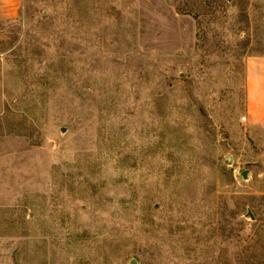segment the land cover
Instances as JSON below:
<instances>
[{
    "label": "rangeland",
    "instance_id": "rangeland-1",
    "mask_svg": "<svg viewBox=\"0 0 264 264\" xmlns=\"http://www.w3.org/2000/svg\"><path fill=\"white\" fill-rule=\"evenodd\" d=\"M180 1L0 20V264H264V0Z\"/></svg>",
    "mask_w": 264,
    "mask_h": 264
},
{
    "label": "crops",
    "instance_id": "crops-1",
    "mask_svg": "<svg viewBox=\"0 0 264 264\" xmlns=\"http://www.w3.org/2000/svg\"><path fill=\"white\" fill-rule=\"evenodd\" d=\"M23 0H0V20H13L18 16ZM245 71H264V56L249 57L245 62ZM257 85L262 89L259 97L253 98L250 93L249 105L259 110L256 119L264 126V75H259Z\"/></svg>",
    "mask_w": 264,
    "mask_h": 264
},
{
    "label": "trees",
    "instance_id": "trees-1",
    "mask_svg": "<svg viewBox=\"0 0 264 264\" xmlns=\"http://www.w3.org/2000/svg\"><path fill=\"white\" fill-rule=\"evenodd\" d=\"M194 1H196L195 2L196 4H197V2H199V4L193 5L190 7H186V9L184 10L183 7L187 6V4L180 1V2H178V4H176V8L181 12L191 14L193 16V18L197 21L198 27L201 29V27H203V18L205 16V14L210 13L208 21H212V19L217 18L215 13L218 10H221V11L224 10L225 1L231 2V5H234L235 2H238L239 0H225V1H223V0H194ZM183 4H184V6H183ZM205 8H206L205 11H207V12L203 11ZM248 29H249V26L246 25V27L241 28V30L239 32L244 31L247 33ZM203 35H204V32L202 33V35H200L198 33V37L200 38V40L203 38L202 37ZM245 48H247L246 45L244 43H242L240 49L244 50V52H247V51H245L246 50Z\"/></svg>",
    "mask_w": 264,
    "mask_h": 264
},
{
    "label": "water",
    "instance_id": "water-1",
    "mask_svg": "<svg viewBox=\"0 0 264 264\" xmlns=\"http://www.w3.org/2000/svg\"><path fill=\"white\" fill-rule=\"evenodd\" d=\"M230 161H231V160H230ZM242 176H243L244 178L247 177V171H246V170H244V171L242 172ZM249 213H250V211H249ZM249 215H250L251 218H253V216H252L251 214H249ZM130 264H136V260H135V259H132V260L130 261Z\"/></svg>",
    "mask_w": 264,
    "mask_h": 264
}]
</instances>
